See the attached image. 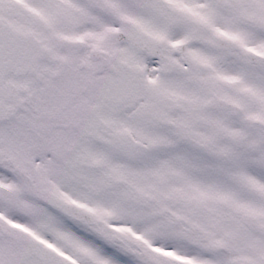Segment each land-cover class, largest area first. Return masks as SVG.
Instances as JSON below:
<instances>
[{"label": "snow or ice", "instance_id": "6c2138e0", "mask_svg": "<svg viewBox=\"0 0 264 264\" xmlns=\"http://www.w3.org/2000/svg\"><path fill=\"white\" fill-rule=\"evenodd\" d=\"M0 264H264V0H0Z\"/></svg>", "mask_w": 264, "mask_h": 264}]
</instances>
